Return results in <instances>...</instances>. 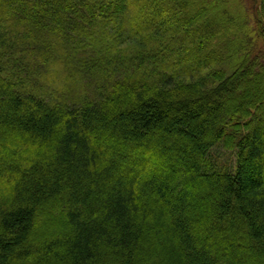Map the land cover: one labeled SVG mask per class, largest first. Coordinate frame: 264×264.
<instances>
[{
    "label": "trees",
    "instance_id": "obj_1",
    "mask_svg": "<svg viewBox=\"0 0 264 264\" xmlns=\"http://www.w3.org/2000/svg\"><path fill=\"white\" fill-rule=\"evenodd\" d=\"M244 1L0 0V264H264Z\"/></svg>",
    "mask_w": 264,
    "mask_h": 264
},
{
    "label": "rangeland",
    "instance_id": "obj_2",
    "mask_svg": "<svg viewBox=\"0 0 264 264\" xmlns=\"http://www.w3.org/2000/svg\"><path fill=\"white\" fill-rule=\"evenodd\" d=\"M235 0H232V3H229L228 4V7L230 8V10L232 11H239L241 8L243 9L242 10V13L244 15H247L246 12H247V8L249 9V7H251V5L249 3H247L246 1H244V5H241L239 2H234ZM237 1V0H236ZM244 17V16H243ZM171 20V19H170ZM169 20V22H170ZM166 20L164 21V23L161 22L162 25H168V23ZM170 24H174V23H170ZM262 66V69H264V62H263V65ZM242 82V80H241ZM254 85H252L255 89H260V85L258 84V82H253ZM242 83H240L239 85H241ZM243 85L239 87V90L238 92H241V89H243ZM255 93V92H254ZM215 153V152H214ZM217 154V157H223L224 159H226L228 162L229 160L233 157V154L234 152L233 151H230V150H227V149H222L221 152H216L215 155ZM227 162V164L229 165V163Z\"/></svg>",
    "mask_w": 264,
    "mask_h": 264
}]
</instances>
